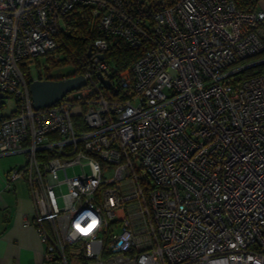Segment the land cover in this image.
<instances>
[{"label": "built area", "instance_id": "obj_1", "mask_svg": "<svg viewBox=\"0 0 264 264\" xmlns=\"http://www.w3.org/2000/svg\"><path fill=\"white\" fill-rule=\"evenodd\" d=\"M261 1L0 0V156L25 155L6 187L28 185L42 264H264ZM76 7L85 85L34 110ZM121 44L140 56L116 72Z\"/></svg>", "mask_w": 264, "mask_h": 264}, {"label": "crops", "instance_id": "obj_2", "mask_svg": "<svg viewBox=\"0 0 264 264\" xmlns=\"http://www.w3.org/2000/svg\"><path fill=\"white\" fill-rule=\"evenodd\" d=\"M257 8L264 11V1ZM17 167L0 161V264H42L43 245L31 225L34 205L28 185L19 178L6 187V173Z\"/></svg>", "mask_w": 264, "mask_h": 264}, {"label": "trees", "instance_id": "obj_3", "mask_svg": "<svg viewBox=\"0 0 264 264\" xmlns=\"http://www.w3.org/2000/svg\"><path fill=\"white\" fill-rule=\"evenodd\" d=\"M237 6L241 8L252 7L253 3L244 4L243 0H234ZM65 28L56 36L59 47L55 50L60 53V59L51 64V69L54 70L60 65L74 64L75 70L71 74H67V78L74 77L79 74V62L85 57L88 45L96 36L95 29L91 25L88 12L85 8L76 7L65 18ZM140 56V50L131 48L127 45H119L110 53L105 54V59L116 67V72L129 68L131 64ZM256 58H264V53ZM255 70L258 73H264V64L249 70L247 75H251ZM52 80H61V76L51 77Z\"/></svg>", "mask_w": 264, "mask_h": 264}, {"label": "water", "instance_id": "obj_4", "mask_svg": "<svg viewBox=\"0 0 264 264\" xmlns=\"http://www.w3.org/2000/svg\"><path fill=\"white\" fill-rule=\"evenodd\" d=\"M90 54V48L86 55ZM100 58H103L100 56ZM102 85L107 88L108 81L103 80L100 74L96 75ZM85 85V80L78 75L61 80L33 81L29 85V92L34 110L48 108L56 104L65 94Z\"/></svg>", "mask_w": 264, "mask_h": 264}, {"label": "rangeland", "instance_id": "obj_5", "mask_svg": "<svg viewBox=\"0 0 264 264\" xmlns=\"http://www.w3.org/2000/svg\"><path fill=\"white\" fill-rule=\"evenodd\" d=\"M76 66L74 64H65L57 69L53 70V75L54 76H58V75H67V74H71L74 72ZM35 74V73H34ZM7 102V105H4L2 107H0V115L2 116H7L14 108H15V102L12 99L9 100H5L4 104ZM0 161H4V162H10V163H14L16 166L20 167L25 163V157L23 154H16V155H11V156H6V157H1ZM17 167V168H18ZM85 171L87 172L88 169L85 168ZM72 172H78L77 168H73V169H68L67 173L69 175L72 174ZM58 176L60 179H62V175L61 173H58ZM62 192H65L64 187L62 188ZM57 203L59 205H61V199L60 197L57 198Z\"/></svg>", "mask_w": 264, "mask_h": 264}, {"label": "snow or ice", "instance_id": "obj_6", "mask_svg": "<svg viewBox=\"0 0 264 264\" xmlns=\"http://www.w3.org/2000/svg\"><path fill=\"white\" fill-rule=\"evenodd\" d=\"M78 228H79V225L77 226ZM90 228L92 227V225H90L89 226ZM81 231H86V230H84V229H80Z\"/></svg>", "mask_w": 264, "mask_h": 264}]
</instances>
